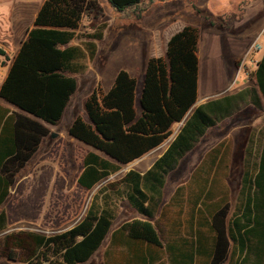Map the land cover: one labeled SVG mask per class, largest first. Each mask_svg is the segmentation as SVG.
Masks as SVG:
<instances>
[{
    "label": "trees",
    "instance_id": "1",
    "mask_svg": "<svg viewBox=\"0 0 264 264\" xmlns=\"http://www.w3.org/2000/svg\"><path fill=\"white\" fill-rule=\"evenodd\" d=\"M108 1L119 11L145 4L144 0ZM100 11L98 0H45L11 61L0 86L1 99L13 107L0 104V232L8 219L2 205L78 89V78L69 74L86 72L97 55L99 34L78 44L71 41L85 14ZM207 18L210 25L216 24L212 16ZM200 40L199 26L186 23L169 38L163 55L147 60L140 93L138 78L122 68L109 90L99 85L86 96V116L77 114L68 127L69 136L88 147L77 178L86 189L161 145L172 134L173 124L183 122L162 155L145 172L131 168L105 181L85 215L70 228L52 234L28 229L6 233L4 256L29 263L80 264L101 248L111 232L105 264H195L202 259L207 264H227L235 255L234 264H264V141L254 169L245 170L241 204L233 210L226 193L219 192L216 203L209 202L215 196L212 186L218 168L226 159L219 156L223 143L209 155L210 169L196 196V203L202 201L199 225H206V234L199 228L192 234L195 240L178 237L181 247L177 248L155 222L170 173L208 130L233 115L241 102L263 106L264 53L252 71V87L193 107L198 99ZM0 55L5 64L9 55L2 46ZM195 178L196 172L191 183ZM123 201L143 217L128 219L112 230ZM209 233L212 250L206 252L202 243H210Z\"/></svg>",
    "mask_w": 264,
    "mask_h": 264
},
{
    "label": "rangeland",
    "instance_id": "2",
    "mask_svg": "<svg viewBox=\"0 0 264 264\" xmlns=\"http://www.w3.org/2000/svg\"><path fill=\"white\" fill-rule=\"evenodd\" d=\"M98 1L102 10L110 7L108 0ZM144 1L145 4L140 8H130L123 13V18L118 19V22L127 24L123 26L120 41L123 47L130 43L131 53L128 59L116 60V65L140 74L146 63L147 55L143 52L146 45L149 49L153 42L154 51H161L170 24L193 23L201 31L199 98H216L254 85L252 71L264 53V0H158L152 5L148 4V0ZM101 15L100 12L85 14L78 41L82 35L98 33V24L104 20ZM207 16H212L216 21L214 26L210 25ZM152 26L155 37H151ZM1 33L2 30L0 42ZM23 33L24 30H18L14 43L18 42ZM256 45L261 48H256ZM101 63V56L97 54L89 62L88 70L79 74L78 89L72 96L69 109L58 124L51 125L50 135L43 140L23 169L9 198L2 205L8 219L6 229L0 232V264H40L37 261L22 262L4 256L2 245L6 233L28 229L52 234L70 228L85 215L92 196L105 181L118 178L131 168L146 169L133 161L92 189L83 188L77 181L88 147L70 137L67 131L74 110L86 116L84 100L97 87V71ZM177 126L174 124L173 132ZM263 137L264 98L262 108L248 101L241 102L233 115L211 127L168 177L164 190V212L156 216L155 221L163 236L180 234L181 239H190L199 228L206 234L207 229L199 225L202 201L196 203V196L203 184L202 178H206L210 169L212 156L209 155L222 143L219 156L226 155V159L218 168V176L212 186L215 196L209 202H215L217 194L223 192L227 194L232 210L238 207L241 204L240 189L245 170L254 169ZM167 140L163 143H168ZM194 172L197 178L191 183ZM213 173L214 169L209 173L210 178ZM180 186L182 190L176 193ZM176 198L181 201L173 202ZM134 217L143 216L127 201H123L112 230ZM110 235L111 232L87 262L80 264H105L104 252ZM235 259L236 255L227 264H234Z\"/></svg>",
    "mask_w": 264,
    "mask_h": 264
},
{
    "label": "crops",
    "instance_id": "3",
    "mask_svg": "<svg viewBox=\"0 0 264 264\" xmlns=\"http://www.w3.org/2000/svg\"><path fill=\"white\" fill-rule=\"evenodd\" d=\"M44 1L45 0H12V1L11 0H0V30H2V33H1L2 41L0 42V46H2L6 50L7 54L9 55V60H7L5 64L2 63L4 57L2 56L3 58L2 57L0 58V86L3 80L5 79L6 75L8 74L10 64H11V61L14 55L20 49L22 42L27 38L29 30H31L34 27V20ZM124 12L125 11L117 10L111 4L109 8L104 7V9L100 11V13H102L101 16L104 17V20L103 22H100L98 24L100 26V30L97 33L99 34V37L96 40L97 46H98L97 54L101 56V60H102V63L97 71V75H98L97 86L101 85L105 91L109 90L112 87L115 81V78L117 76V73L119 72L120 69L123 68V67L116 65L115 63L116 60H119L120 58L128 59V55L131 53V50L129 47L130 43L127 45V47H123V44L120 41V38L123 36V32H122L123 26L127 24H123V22H118V19L123 18ZM130 24L132 23H128V25ZM81 25H82V21H81ZM81 25H80V28L77 29L75 37L71 41L72 44H78L80 39H88L89 34H85V35H82L78 41L77 36H79ZM184 25L185 24H181V22H176V23H172L169 25V28H168L169 32L165 36V40L163 42V47L161 48V51H154L153 42L150 44L151 46L149 49H148V45H146L143 51L144 54L147 55L146 62L151 57H154V56L157 57V56L163 55L167 49V43H168L169 38L175 32L180 30ZM18 30H24V33L22 34L18 42L14 43V39L18 34ZM151 37H155L153 26L151 27ZM11 51L13 52L12 54L10 53ZM123 55H125L126 57H123ZM199 60H200V44H199ZM145 66H146V63H145ZM145 66L140 74H136L133 71H131L129 68H125L132 75L138 78V83H139L138 93H140V90L143 84ZM79 74H83V73H74V74H69V75H73L78 78ZM198 91H199V79H198ZM206 100H207L206 97L199 98V94H198V99L193 107L198 106L199 104L205 102ZM0 104L3 106L13 108L9 103L1 99V97H0ZM69 107H70V104L66 108V110H68ZM77 114H80V113L74 110L72 112L71 120H73ZM174 124H178L177 128L176 129L174 128V132L177 133L181 125V122H176ZM172 139L167 140L168 143L166 144L162 143L155 149L149 151L148 153L144 154L142 157L135 160L141 166L146 167L145 170H140L141 172H145L148 168H150V166L154 163V161L159 156H161L162 153L167 149ZM263 141H264V137L261 141V144L263 143ZM179 200H180L179 198H176L173 202L176 203V202H179ZM163 201H164V197L161 202L160 208L158 210L157 216H159L161 212H164ZM213 203H216V202H213ZM203 227L207 228L206 225ZM168 237L172 241L171 243L176 245L177 248L181 247V242H180V239L178 238V237L181 238L180 234L178 236L169 235ZM209 238H210L209 244L205 245V242L202 243L203 249L206 252H210L212 250V234L211 233H209ZM199 263L207 264L204 259L200 260Z\"/></svg>",
    "mask_w": 264,
    "mask_h": 264
},
{
    "label": "built area",
    "instance_id": "4",
    "mask_svg": "<svg viewBox=\"0 0 264 264\" xmlns=\"http://www.w3.org/2000/svg\"><path fill=\"white\" fill-rule=\"evenodd\" d=\"M255 47H256V48H261L260 45H256ZM175 135H176V132H172V134L170 135V137H171V136H175Z\"/></svg>",
    "mask_w": 264,
    "mask_h": 264
},
{
    "label": "water",
    "instance_id": "5",
    "mask_svg": "<svg viewBox=\"0 0 264 264\" xmlns=\"http://www.w3.org/2000/svg\"><path fill=\"white\" fill-rule=\"evenodd\" d=\"M189 113H190V111H189ZM189 113H188V114H189ZM188 114H187V116H188ZM187 116H186V117H187ZM52 135L54 136V135H56V134L52 133Z\"/></svg>",
    "mask_w": 264,
    "mask_h": 264
}]
</instances>
